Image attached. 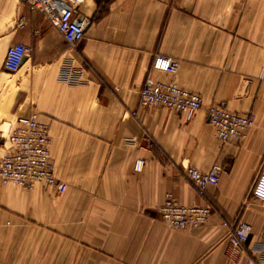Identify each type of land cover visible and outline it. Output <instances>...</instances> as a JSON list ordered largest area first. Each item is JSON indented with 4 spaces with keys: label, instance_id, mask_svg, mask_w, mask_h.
Returning <instances> with one entry per match:
<instances>
[{
    "label": "crops",
    "instance_id": "obj_1",
    "mask_svg": "<svg viewBox=\"0 0 264 264\" xmlns=\"http://www.w3.org/2000/svg\"><path fill=\"white\" fill-rule=\"evenodd\" d=\"M77 15L89 25L73 49L26 1L0 0V132L35 114L66 185L59 194L0 179V264H264L251 251L264 230L251 192L264 176V0H87ZM17 44L29 52L10 74L3 63ZM155 56L176 60V72L153 70ZM64 62L81 83L59 80ZM148 81L197 93L201 109L189 120L138 109ZM213 104L252 115L243 140L217 139ZM214 165L216 186L197 190L184 175ZM168 195L209 207L206 223L164 225ZM240 222L250 233L236 253L227 239Z\"/></svg>",
    "mask_w": 264,
    "mask_h": 264
},
{
    "label": "built area",
    "instance_id": "obj_2",
    "mask_svg": "<svg viewBox=\"0 0 264 264\" xmlns=\"http://www.w3.org/2000/svg\"><path fill=\"white\" fill-rule=\"evenodd\" d=\"M87 0H26L32 10L41 13L49 25L55 29L70 47L75 48L83 39L89 22L77 15V9ZM23 26V24H21ZM29 49L17 44L7 51L3 68L7 73H16L28 54ZM178 62L170 57L155 56L151 68L168 74H174ZM59 80L66 84L81 83L80 71L70 62H64L59 72ZM202 100L197 93L186 91L173 83L145 82L138 92V109L163 108L178 112L189 120L201 109ZM136 113H133L135 116ZM208 123L214 128L217 139L222 142L241 141L247 131L253 126L251 114H238L227 110L224 106L213 104L206 109ZM50 139L46 125L37 120L35 114L17 118L10 126L7 135L0 132V179L3 184H13L23 188L40 185L51 188L56 193H64L66 185L59 182L54 176L53 162L49 153ZM142 167L140 162L135 170ZM222 167L214 165L206 173L193 168H185L184 175L190 184L197 190L208 186H216ZM254 198L264 202V176H259L253 187ZM207 206H184L176 203L168 195L164 204L159 207L160 221L169 228L176 230L197 229L203 226L209 215ZM250 227L238 223L228 236L231 249L239 253L248 241ZM261 243L251 250L259 253L258 261L264 262V230L261 234ZM246 264H254L247 260Z\"/></svg>",
    "mask_w": 264,
    "mask_h": 264
},
{
    "label": "trees",
    "instance_id": "obj_3",
    "mask_svg": "<svg viewBox=\"0 0 264 264\" xmlns=\"http://www.w3.org/2000/svg\"><path fill=\"white\" fill-rule=\"evenodd\" d=\"M97 2V4L100 3V0H95ZM109 0H104V3L107 4Z\"/></svg>",
    "mask_w": 264,
    "mask_h": 264
},
{
    "label": "water",
    "instance_id": "obj_4",
    "mask_svg": "<svg viewBox=\"0 0 264 264\" xmlns=\"http://www.w3.org/2000/svg\"><path fill=\"white\" fill-rule=\"evenodd\" d=\"M24 1H26V0H24Z\"/></svg>",
    "mask_w": 264,
    "mask_h": 264
}]
</instances>
